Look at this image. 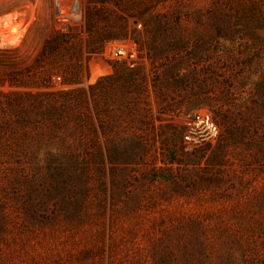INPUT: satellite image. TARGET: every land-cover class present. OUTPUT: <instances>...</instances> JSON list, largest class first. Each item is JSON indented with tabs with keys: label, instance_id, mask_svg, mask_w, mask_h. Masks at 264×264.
Here are the masks:
<instances>
[{
	"label": "rangeland",
	"instance_id": "rangeland-1",
	"mask_svg": "<svg viewBox=\"0 0 264 264\" xmlns=\"http://www.w3.org/2000/svg\"><path fill=\"white\" fill-rule=\"evenodd\" d=\"M78 2L0 0V66L43 105L0 134V264H264V0Z\"/></svg>",
	"mask_w": 264,
	"mask_h": 264
},
{
	"label": "built area",
	"instance_id": "built-area-1",
	"mask_svg": "<svg viewBox=\"0 0 264 264\" xmlns=\"http://www.w3.org/2000/svg\"><path fill=\"white\" fill-rule=\"evenodd\" d=\"M78 0H53L57 10L56 18L59 23L67 21L66 11L76 10ZM103 58L110 62L126 63L133 67L137 60L136 45L129 40H114L108 42L103 51ZM60 81V78H55ZM219 138V128L213 116L208 111L195 113L186 123L182 136L183 143L189 148L198 149L215 143Z\"/></svg>",
	"mask_w": 264,
	"mask_h": 264
},
{
	"label": "trees",
	"instance_id": "trees-1",
	"mask_svg": "<svg viewBox=\"0 0 264 264\" xmlns=\"http://www.w3.org/2000/svg\"><path fill=\"white\" fill-rule=\"evenodd\" d=\"M251 14L254 17L255 9L252 8ZM258 15L256 19L259 23L264 22V11L258 9ZM45 47L40 53V57H44L46 54ZM9 52L5 50L0 51V57H5ZM28 70V69H25ZM46 69L42 68L41 73L46 74ZM18 69L13 65L7 67L0 66V134L8 133L12 130V125H24L30 116L36 109L42 108V102H33L38 100V95H34L30 92H19L13 90L17 86L18 82ZM40 96V95H39ZM27 102V105L25 104ZM50 114V111L47 112ZM190 253V252H186ZM161 264V263H160ZM185 264H195L191 261H187Z\"/></svg>",
	"mask_w": 264,
	"mask_h": 264
}]
</instances>
